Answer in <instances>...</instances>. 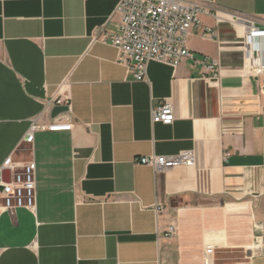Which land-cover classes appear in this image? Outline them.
<instances>
[{
    "label": "crops",
    "instance_id": "1",
    "mask_svg": "<svg viewBox=\"0 0 264 264\" xmlns=\"http://www.w3.org/2000/svg\"><path fill=\"white\" fill-rule=\"evenodd\" d=\"M208 1L264 21V0ZM115 7L0 0V180L12 179L9 158L36 163L35 212L0 216V264H203L207 246H232L220 228L225 207L252 211L249 261L264 264V76L241 74L242 28L203 15L219 44L189 35L198 58L219 59L221 77L189 61L151 62L148 81L135 82L101 41L116 30ZM169 98L175 122L153 125L152 109ZM60 99L69 111L53 119ZM188 150L194 167L156 173L136 164ZM196 216L214 229L189 235Z\"/></svg>",
    "mask_w": 264,
    "mask_h": 264
},
{
    "label": "built area",
    "instance_id": "2",
    "mask_svg": "<svg viewBox=\"0 0 264 264\" xmlns=\"http://www.w3.org/2000/svg\"><path fill=\"white\" fill-rule=\"evenodd\" d=\"M116 7L111 19L116 18L114 31H102L101 41L109 43L118 51L117 62L126 68L128 76L135 82L148 81V66L159 62L177 68L181 62L189 61L211 72L213 78L221 77L223 69L217 58H198L189 49L188 38L193 32L201 31L203 37L219 44V33L202 26L203 15L215 18L217 25L228 23L241 27L236 48L244 55L241 74L246 77L264 76V21L230 10H223L208 0H115ZM260 24V25H258ZM56 105L69 107L68 99H60ZM264 113V112H263ZM264 115V114H263ZM152 124L172 125L175 110L172 100L165 99L152 109ZM57 127H52L56 129ZM34 126L24 142H33ZM193 150L174 156L151 154L136 159V164L164 173L180 167H194L196 156ZM4 169L12 172L10 182L0 180V216L15 214L17 209L36 210V163L30 160L22 166L9 158ZM167 236L174 237L177 227L171 225ZM216 248L207 246L203 264H215Z\"/></svg>",
    "mask_w": 264,
    "mask_h": 264
},
{
    "label": "rangeland",
    "instance_id": "3",
    "mask_svg": "<svg viewBox=\"0 0 264 264\" xmlns=\"http://www.w3.org/2000/svg\"><path fill=\"white\" fill-rule=\"evenodd\" d=\"M224 201L231 202V200L225 199ZM252 211L250 210H237L234 212L227 211L225 207L223 209V219L220 225L221 230H224L226 237L230 245L229 248L219 247L216 249L215 257L216 264H250L249 253L253 252L251 249L254 245L255 227ZM200 219L196 216L189 221L187 229L190 232L189 235L205 236L209 230L214 228L203 229L200 225ZM205 243L212 244L208 241ZM212 246V245H211Z\"/></svg>",
    "mask_w": 264,
    "mask_h": 264
},
{
    "label": "water",
    "instance_id": "4",
    "mask_svg": "<svg viewBox=\"0 0 264 264\" xmlns=\"http://www.w3.org/2000/svg\"><path fill=\"white\" fill-rule=\"evenodd\" d=\"M69 111V107L66 105H56L53 107L50 115L53 119L59 117L62 114H65ZM3 180H5L4 178H2Z\"/></svg>",
    "mask_w": 264,
    "mask_h": 264
},
{
    "label": "bare ground",
    "instance_id": "5",
    "mask_svg": "<svg viewBox=\"0 0 264 264\" xmlns=\"http://www.w3.org/2000/svg\"><path fill=\"white\" fill-rule=\"evenodd\" d=\"M212 245H214V246H218L216 243H213Z\"/></svg>",
    "mask_w": 264,
    "mask_h": 264
}]
</instances>
